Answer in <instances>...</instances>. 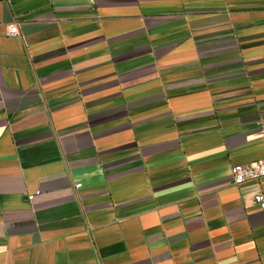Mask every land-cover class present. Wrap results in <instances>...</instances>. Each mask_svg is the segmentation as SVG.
<instances>
[{
  "label": "crops",
  "instance_id": "1",
  "mask_svg": "<svg viewBox=\"0 0 264 264\" xmlns=\"http://www.w3.org/2000/svg\"><path fill=\"white\" fill-rule=\"evenodd\" d=\"M263 156L264 0H0V264H264Z\"/></svg>",
  "mask_w": 264,
  "mask_h": 264
},
{
  "label": "built area",
  "instance_id": "2",
  "mask_svg": "<svg viewBox=\"0 0 264 264\" xmlns=\"http://www.w3.org/2000/svg\"><path fill=\"white\" fill-rule=\"evenodd\" d=\"M94 2L95 0H89ZM9 35L20 34L18 24H11L8 28ZM232 179L235 184H242L252 180H259L264 177V156L250 164H236L231 168ZM32 197V196H31ZM255 200L264 208V195L257 194Z\"/></svg>",
  "mask_w": 264,
  "mask_h": 264
}]
</instances>
